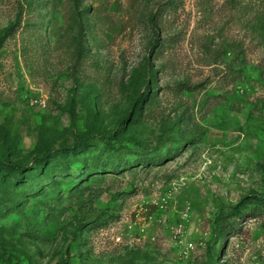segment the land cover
<instances>
[{
  "label": "rangeland",
  "instance_id": "rangeland-1",
  "mask_svg": "<svg viewBox=\"0 0 264 264\" xmlns=\"http://www.w3.org/2000/svg\"><path fill=\"white\" fill-rule=\"evenodd\" d=\"M0 264H264V0H0Z\"/></svg>",
  "mask_w": 264,
  "mask_h": 264
}]
</instances>
